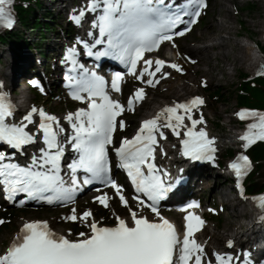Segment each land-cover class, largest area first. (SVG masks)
Here are the masks:
<instances>
[{"label": "snow or ice", "instance_id": "1", "mask_svg": "<svg viewBox=\"0 0 264 264\" xmlns=\"http://www.w3.org/2000/svg\"><path fill=\"white\" fill-rule=\"evenodd\" d=\"M12 3L13 0H0V26L13 27L15 21L9 11ZM205 7L206 0H87L86 5L70 18L80 24L88 13L99 10L100 14L92 21V28H98L100 38L92 45L79 41L87 49V55L111 56L120 60L137 80L155 87L161 79L170 75L166 67L179 72H183V67L159 58L145 59V53L158 49L162 42H173L175 47L174 38L190 31ZM89 35L93 33L89 32ZM105 43L107 47L103 51H92L95 45ZM75 55L76 48L72 47L65 57L74 66ZM141 61L143 67L137 71ZM257 74L264 75V65ZM66 79L74 85L73 98L87 101L86 108L64 117L74 131V135L68 137V142L78 153V158L67 165L71 173V183L67 186L60 174L65 148L59 137L65 129L59 119L33 106L21 122H9L8 118L14 116L15 106L7 94L0 91V142L18 151L35 144L38 136L26 130L34 123L35 114L40 118L37 132L42 135L43 143V147L38 149L39 155L32 156L31 166L21 167L5 162L6 153L0 151V184L4 186L6 198L13 199L18 193H27L31 198L43 199L49 204L70 202L74 193L81 188L76 173L82 170L87 174L83 178V185L99 181L115 191L121 205L128 209L130 222L116 216L115 225L106 226L94 219L90 209L77 215L73 208L71 214L62 219L82 221L89 229L88 232L78 233L75 239L69 238L70 232L69 235L54 232L47 221L25 222L0 254V264H206L205 248L195 239V233L202 228L204 220L189 212L184 217L186 223L181 239L175 225L160 214L158 204L171 190L172 184L164 179L170 173L164 171L161 175L162 170L155 163L160 141L167 139L164 129L171 130L177 137L181 135V128L187 129L183 133L185 138L180 141L183 156L192 160L215 159L214 138L209 137L204 128L195 130L197 125L204 123L202 115L194 119L192 114L194 108L204 104L203 98L196 96L165 106L156 116L143 120L131 139L125 137L119 147H114L118 167L126 171L135 192L140 194L135 197L140 209L134 210L124 195L123 186L111 177L109 146L114 144L117 127L123 130L126 126L122 119L118 121L117 118L126 110H134V104L145 97V89L137 88L125 106L112 98L103 77L87 69H84L80 79ZM121 80L122 74L116 72L111 81L113 91H121ZM40 91L43 92L42 87ZM246 112L248 116L256 118V122L249 124L248 131L240 137L245 142V149L257 140L264 141V113L244 110L237 115L244 119ZM186 119L191 122L190 127L185 124ZM160 151L166 155L162 148ZM229 167L237 178V186L242 188L240 181L251 168L249 157L241 154ZM254 199L264 208V194ZM94 200L105 208L109 207L107 193L94 197ZM187 207H198V204L193 202ZM143 208L149 209L158 219L143 215ZM2 223L4 221L0 220ZM232 246L233 242L229 241L228 247ZM215 257V264H252L250 252L236 257L216 253Z\"/></svg>", "mask_w": 264, "mask_h": 264}, {"label": "rangeland", "instance_id": "2", "mask_svg": "<svg viewBox=\"0 0 264 264\" xmlns=\"http://www.w3.org/2000/svg\"><path fill=\"white\" fill-rule=\"evenodd\" d=\"M44 10L48 9L49 15L51 16L49 21L53 25H58V30L45 29L44 37H41L40 31H35L33 29H25L20 31L24 36V46L21 50L18 51V55H21L20 58L17 57L16 52L10 47L8 44L0 42V85L1 80L4 82L8 92L14 97L21 96L22 99H27L26 95L28 94L31 97V104L28 106H43L48 109L50 112L58 114L59 117H65L69 112H71L76 106V102L69 97H67L64 93V90L60 87V82L52 86L51 90L47 93H40L39 97L36 96L35 90L32 89L31 81L34 77V74L40 76L42 73L38 72L37 65L31 59L32 64L31 67L26 71L22 72L25 76H16L13 80V75L16 68L14 65L18 63V60L24 59L27 54H32L33 50H37L38 53L40 50H46L49 45L48 42L50 39L60 41L63 39V33L66 35V44L69 42L70 34L67 33L64 29L67 27V12L68 10L63 8L62 12H59V4L55 7L50 3L51 0H42ZM75 4L80 2L81 0H71ZM87 0H82L84 3ZM221 2H224V6H221ZM248 2H252L253 8L250 9H242L245 7ZM68 8H72V5H69ZM228 9V10H227ZM44 10H39L38 14H44ZM224 14L229 15V23L233 26V34L232 37L234 40L239 41L242 44H249L254 47L253 41L257 42L260 46L264 44V5H262L261 0H211L208 9L206 10L202 20L199 24L188 34L187 36L178 39L174 42L175 47H173V43H171L168 47L161 50L160 54L164 56H168L171 58L172 55H175V58L178 60L180 65L183 67V72L174 71V75L171 77L167 76L163 78L161 83L153 89H148V96L142 103L140 110L132 114L130 112L127 113L126 120L129 123L130 118H136V122L132 125L131 128H128V131L125 132L126 135H131L135 127L139 124V119L142 117H146L149 115H156L158 109L166 104L173 103L174 101L191 99L193 97L200 96L204 99V104L200 105V107L194 111L193 118L199 119L202 115L204 118V123L197 125L198 128L205 127L211 131V134L215 137L216 142L218 143V158L212 164L216 166L214 170H208L207 168H199V167H188V175H190V185L192 186L196 181V178L191 174L189 169H195V173L199 174L203 170L209 171V178H212L210 181H198L196 187L192 190L194 194L198 197H202L204 201L207 202V207L204 209L206 212L209 211V206H214L217 209L218 214L222 217L223 222H218L217 219H214L212 216L210 217L209 213L206 214L208 218V224L204 228L201 236L198 241L205 248L206 260L214 261V257L216 253L222 254L224 253L225 243H227V237H223V234L239 232V240H246L248 236L250 237L251 230L246 231L249 226L256 221L257 210L255 209L256 202H252L254 195H245L242 196L239 193H236L234 189H236L234 183H229V176L226 172V166L228 165V158L225 157L226 149L232 148L235 150V155L238 154V149H243L244 141L240 139L242 134L238 129L239 118L237 113H239L240 107L237 105L236 100V89L235 86L240 81L241 73H246L247 75L253 77L260 70V66L256 67L253 70H249L245 65L240 62H236L233 66H225L226 74H221L216 72V76H204L202 74L201 65H196L191 61H195L196 59H205L203 54L199 51H196L193 46H203L204 44L209 45L211 49V40H200V34L204 31H209L212 26V22L216 20H221L224 18ZM45 20V18H43ZM204 20V21H203ZM243 21L246 29L242 27L240 22ZM58 23V24H57ZM21 28V27H19ZM23 29V28H22ZM226 34L225 32H221ZM26 39V40H25ZM251 40V41H250ZM29 43H32L30 46ZM35 45V46H34ZM190 45V46H189ZM189 46V47H188ZM238 48V47H237ZM34 50V51H35ZM60 50V49H59ZM258 49L254 47L253 51H257ZM211 52H217V49H211ZM53 54L60 56L59 51H54ZM253 56V55H252ZM52 57V56H51ZM56 57V56H55ZM53 58L51 60H43V69L46 76H48V80L52 81V78L56 80L62 79L61 73L54 71V61L57 58ZM31 58V56H30ZM190 58V59H189ZM231 58L233 56L231 55ZM249 58V55L248 57ZM262 57L260 61H262ZM16 62V63H15ZM264 62V61H263ZM212 64H218V66H224L225 62L222 60H214L211 58ZM197 70L195 72V70ZM204 69H208L209 67L206 65H202ZM53 70V71H52ZM52 71V72H50ZM17 73V72H16ZM41 73V74H40ZM218 73V74H217ZM29 79V80H28ZM49 82V83H50ZM18 83H20L19 87ZM190 84L191 91L185 92H177L172 91L170 88L172 84L179 86V84ZM51 84V83H50ZM136 85H144L141 80L128 81L127 83V91L128 93H132L135 89ZM25 88L28 92L27 94H22L21 89ZM212 89L218 90L220 89L223 93L221 95V100H213L212 97H209V93ZM20 98V99H21ZM18 99V100H20ZM19 101H16L18 104ZM264 111V108H262ZM24 110L20 112L22 114ZM190 122V121H189ZM191 123V122H190ZM219 123L220 125H216ZM248 121L244 122L241 127L245 128L248 126ZM240 136V137H238ZM239 141V143L237 142ZM168 146H171L172 149V159L176 158V149L174 147L173 141L171 143L167 142ZM178 146V143L176 144ZM220 162V166H219ZM254 164V162H253ZM255 166V164H254ZM218 168V169H217ZM197 177V176H196ZM207 177V176H206ZM202 180V177L199 178ZM262 180L264 181V167L262 169ZM215 181L218 182L219 188L217 191L213 189V185ZM195 186V185H194ZM191 188H185L184 190L178 192L176 197H183L186 191H189ZM233 189V190H232ZM224 192L225 197L221 196V193ZM217 192V193H216ZM109 193L114 194V203L110 207V222L111 224H115V217L117 214L126 213L128 209L121 205L119 200V204H116L117 198L115 197V193L112 190H109ZM96 194H93L91 198L89 197H81L76 202L72 204V206L68 208H61L55 206H48L39 208L38 206H30L29 208L24 207H14L13 214L2 215V212H5L8 208L0 209V220L2 217L5 218V223L0 224V238H2V234H4V241L0 243V254L6 250L10 238L16 229L19 227V224L22 220H33V219H46L48 221L54 222V226L56 228L62 229L66 234L70 237L76 238L78 233L75 230V223L83 224L82 221H67L62 219V217H66L70 215L72 209L75 208L78 211V214L83 213L85 210L90 209L91 211H99V209L105 210V208L100 205L98 202L94 200ZM237 196V198H236ZM230 200V201H229ZM237 208H240L246 214L240 218L235 219L237 211L235 210V205ZM77 205V206H76ZM139 205V204H138ZM131 207H136V203L134 201L130 202ZM140 206V205H139ZM164 212H167L168 215L174 217L175 219H180L181 216L175 211L174 208L168 207L163 208ZM175 214L177 217L173 216ZM216 218V217H215ZM100 220L99 218H97ZM258 225V224H257ZM78 226V225H77ZM245 230V231H243ZM215 235L221 237L222 239L217 240ZM209 240V242H208ZM236 243L238 240H234ZM234 242V243H235ZM253 242V241H252ZM239 245L234 244V249H238ZM231 252L233 257H236L237 250ZM237 264H240L238 262Z\"/></svg>", "mask_w": 264, "mask_h": 264}, {"label": "bare ground", "instance_id": "3", "mask_svg": "<svg viewBox=\"0 0 264 264\" xmlns=\"http://www.w3.org/2000/svg\"><path fill=\"white\" fill-rule=\"evenodd\" d=\"M50 3L54 7L59 4V6H60V8L58 9L59 14H60V12H62L64 7L66 10H68L67 18H66L67 22L73 21L70 17L72 15L76 14L81 8H83L86 5V1L83 3L82 0L76 4L71 0H51ZM261 3H262V5H264V0H261ZM69 5H72V8H68ZM221 6H224V2H221ZM92 14H94V13H88L84 17L82 23L89 22ZM79 25L81 26V23ZM221 32H225L226 34L221 33ZM232 34H233V26L231 23H229V15L228 14H224V18L221 20H216V22L213 21L212 26L209 29V31L201 32L200 40L210 39L212 41L211 45H210L211 49H217V52H211L209 45L204 44L203 46H197V47L193 46V48L196 51L201 52L205 58V59L200 58V59L195 60L196 65H201V67H199L198 69H201L202 74L204 76H207V77L208 76H216V72L225 75L226 74V67L225 66H233L237 61L242 63L243 65H245L249 70H253L258 66H262L263 63H261V61H260V56L263 58V61H264V56H262L260 50H257L256 52L253 51L254 47H256L257 42L253 41L254 47L249 45V44H242L239 41L234 40L232 37ZM62 37H64V38L61 39L60 41L50 39L48 42L49 45L47 46V51L46 50H43V51L40 50V52L38 53V51L34 49L35 51L33 50L31 55L27 54V56H25L24 59L18 60V63L15 62L16 64L14 65V68H16L17 71H15V74L13 75V80L17 75L18 76L20 75L22 77L25 76L24 74H22V72H26L31 67V64H32L31 59H33V62L37 65L36 67L39 70L38 72L42 73V74L41 73L40 74L43 77V81L45 82V84L48 85V88L51 90L53 85L58 84L60 82V80H58L57 82L54 78H52L51 82H50V79L48 80V76H46V74L44 73L45 71L42 67V65H43L42 62H43V60L49 61L56 56L55 58H57V60L54 61V71L57 72V70H58V72L61 73V71L64 68V66L62 65L63 59L59 58L58 55L53 54V53H54V51L60 52L61 49L64 48V46L66 44L65 33H63ZM258 54H260V55L258 56ZM231 55L233 56V58H231ZM248 55H249V58H247ZM30 56H31V58H30ZM174 57H175V55H172L171 59L174 60ZM211 58H214V60H222L225 62V65L221 67V66H218V64H212ZM175 60L178 62V60L176 58H175ZM202 65H206L209 68L204 69L202 67ZM193 69H194V66H193ZM52 71H50V72H52ZM196 71L197 70H195V72ZM130 76H132V74H130ZM128 81L129 80L127 79L126 84L128 83ZM19 85H20V83H18L17 87H19ZM170 88L172 89V91H177V92H181V91L189 92V91H191V86L189 83L188 84H179V86L172 84ZM18 89H21V88H18ZM21 91H22V94H24V95L28 93L25 88H22ZM26 97H27V99H22L21 96L15 97V102L19 101V103L16 106V113L14 114L15 117L18 113H20L23 110V108L25 106H28L31 104V102H32L30 99L31 97H29L28 94L26 95ZM18 99H20V100H18ZM141 106H142V104H139V108ZM150 117H154V116H150ZM134 122H136V118H130V121L128 123V128H131L132 125L134 124ZM202 128H205V127H202ZM214 139H217L216 136ZM175 141H176V138L173 142L174 147H175ZM214 145L216 147V152H217L218 143L216 142ZM189 171L196 178V181L193 184V185H195V187H196L198 181L200 182L203 180L204 181L212 180V178H209V175H208L209 171L207 172V171L203 170L199 174H196L194 172L195 169H192V170L189 169ZM187 173H188V170H187ZM201 177H202V180H199V178H201ZM218 186H219L218 182L215 181V184L213 185V189L215 191H217V189L219 188ZM219 193H221L222 197H225V195H226L224 192H221V191ZM183 194H184V192H183ZM238 205H239V203L237 205H235L236 206L235 210L237 211L235 219L240 218L246 214L245 212L240 210V208H237ZM172 215L177 217L175 214H172ZM28 221H31V220H22L20 222L19 227L16 229V231L13 233V235L10 238L8 246L12 242L15 235L19 233L23 224L25 222H28ZM177 221L181 225L182 221L180 219H178V217H177ZM49 222H50L51 226L54 229H56L59 233L64 234V235H68L62 229L56 228V226H54V222H52V221H49ZM256 223H258V222L254 221L249 226V228L246 230V231H248L249 229H251L250 240L251 239L253 240L252 244H250V242H248V241H245V239L239 240V234H240L239 232H237L236 234H234L233 232L228 233V234L224 233L223 237H225L227 235L226 238L229 237V238H227V241L233 242L232 247H228V242L225 243L224 254L227 253V254L231 255V252H233L235 250L234 249V240L237 239L238 242L235 244L239 245V247H240L239 249H236L237 250V254H236L237 256H242L243 253L251 252L250 250H254V256H256V259H263L264 258V224L256 225ZM243 231H245V230H243ZM4 236L5 235L2 234V238H0V243H2L4 241ZM215 237L217 238V240L222 239L221 237H219L217 235H215ZM72 239H75V238H72ZM208 242H209V240H208ZM248 244L251 245L250 250L249 249L246 250V246ZM253 246H256L255 249L253 248ZM204 258H206V255L204 256ZM214 259L216 261V257H214ZM211 263H212V261L208 262L207 264H211Z\"/></svg>", "mask_w": 264, "mask_h": 264}, {"label": "trees", "instance_id": "4", "mask_svg": "<svg viewBox=\"0 0 264 264\" xmlns=\"http://www.w3.org/2000/svg\"><path fill=\"white\" fill-rule=\"evenodd\" d=\"M13 8L15 9L18 23L10 29L0 30V42L8 44L10 47L12 46L17 57L20 58L21 55H18V51L24 46V36L22 35V32L20 34V31H23L24 28L33 29L35 31H40L41 35H43L41 37H44L45 29H52L56 31L59 28V24H51L49 21L51 16L49 15L48 9L44 10L42 0H17V2L13 4ZM250 8H253L252 2H248V4L242 9ZM40 9L44 10V14H38ZM43 18H45V20ZM240 24L244 29H246L243 21H241ZM29 45L31 46L32 43H29ZM259 47L260 50L264 52V44L263 46L259 45ZM235 89L237 105L264 108V75L251 77L246 73H241L240 81L235 86ZM35 93L36 96L39 97L40 92L35 89ZM222 93L223 92L220 89H212L209 93V97H212V99L216 101L219 99L221 100V95H223ZM216 125L219 126L220 124L216 123ZM234 152L235 151L233 149L228 148L225 156L233 155ZM250 153L256 163V170L252 172L246 182L248 192L253 194L264 190V181L262 180V169L264 167V141H261L253 146ZM13 211L14 210L11 209L8 213L13 214ZM3 215L7 216V212L3 213ZM97 215L99 217L104 216L108 219L110 210L99 209ZM212 217L217 219L220 223L223 222L221 216L219 217L212 213ZM81 228L82 227L75 224L76 230Z\"/></svg>", "mask_w": 264, "mask_h": 264}]
</instances>
